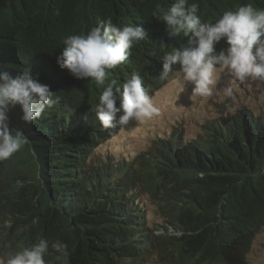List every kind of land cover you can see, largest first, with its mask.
Masks as SVG:
<instances>
[{
    "label": "trees",
    "instance_id": "1",
    "mask_svg": "<svg viewBox=\"0 0 264 264\" xmlns=\"http://www.w3.org/2000/svg\"><path fill=\"white\" fill-rule=\"evenodd\" d=\"M174 2L0 0V63L13 74L30 68L56 101L32 124L22 121L19 106L9 113L10 128L21 129L27 143L0 161L1 256L45 238L47 264H55L56 242L66 245L70 264H251L247 254L264 229V112L243 105L195 137L178 129L136 156L116 159L100 146L120 125L102 128L91 110L104 86L57 63L69 35L86 34L109 18L140 25L146 39L109 70L108 82L122 88L136 73L152 95L166 81L163 56L187 42L167 37L157 19ZM193 2L206 22L242 4L264 9V0ZM225 47L221 41L217 50ZM149 197L164 223L149 221Z\"/></svg>",
    "mask_w": 264,
    "mask_h": 264
},
{
    "label": "clouds",
    "instance_id": "2",
    "mask_svg": "<svg viewBox=\"0 0 264 264\" xmlns=\"http://www.w3.org/2000/svg\"><path fill=\"white\" fill-rule=\"evenodd\" d=\"M157 19L164 24L167 37L187 38L183 46L163 56L162 80L178 65V74L185 85L191 86L193 98L212 96L220 73L241 83H264V9L242 4L223 12L215 22H206L201 19L197 3L175 0L160 10ZM146 37L142 26H120L109 18L86 34L69 35L63 40L64 47L57 56L59 67L77 79L104 86L99 102L91 109L104 129L117 124L126 127L132 121L143 123L159 115L160 109L138 74L127 78L122 88L115 79L108 82L109 70L126 62L134 45ZM221 41L226 47L217 50ZM54 95L49 85L33 77L30 68L13 74L0 63V161L8 160L27 143L21 129L10 128V111L19 106L22 121L32 124L56 102ZM52 247L58 253L55 264H70L66 245L56 242ZM48 252L49 241L40 238L31 247L7 253L0 264H47Z\"/></svg>",
    "mask_w": 264,
    "mask_h": 264
},
{
    "label": "rangeland",
    "instance_id": "3",
    "mask_svg": "<svg viewBox=\"0 0 264 264\" xmlns=\"http://www.w3.org/2000/svg\"><path fill=\"white\" fill-rule=\"evenodd\" d=\"M150 96L160 109L159 115L143 123L132 121L121 127L100 146L101 153H108L116 159L136 156L147 150L154 139L171 135L178 129L185 138L195 137L203 132L205 124L221 114H233L243 105L256 114L264 112V83H241L224 73L219 74L213 95L207 98L191 97V86L182 82L178 69ZM148 207L151 224L164 223L166 218L151 197L148 198ZM4 257L0 254V259ZM247 258L251 264H264V229L254 239ZM144 264L165 263L153 259Z\"/></svg>",
    "mask_w": 264,
    "mask_h": 264
}]
</instances>
